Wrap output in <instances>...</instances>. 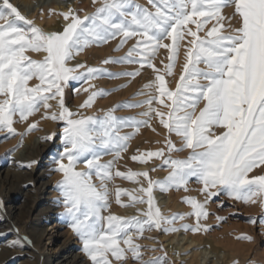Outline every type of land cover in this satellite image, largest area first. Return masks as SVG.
<instances>
[{
    "label": "snow or ice",
    "instance_id": "obj_1",
    "mask_svg": "<svg viewBox=\"0 0 264 264\" xmlns=\"http://www.w3.org/2000/svg\"><path fill=\"white\" fill-rule=\"evenodd\" d=\"M92 2L99 3V7L82 18L72 8L59 13L66 24L62 31L49 32L22 15L10 0H0V132L8 134L5 139L10 138L16 134L14 117L26 122L41 108L45 110L41 119L64 122L62 151L53 160L56 165L53 170L63 174L56 187L63 197L62 215L80 239L81 251L91 264L114 261L124 264L129 253L139 264H166V253L163 258L144 260L141 245L135 239L153 229L166 233L179 231L172 225L187 216L195 217L196 224L182 225L185 231H209V226L201 225L200 220L209 215L206 208L209 201L221 193L245 204L259 202L261 216H250L248 222L264 224V174L249 175L257 168L264 173V0H148L154 11L134 0ZM226 8H233L231 16L224 15ZM233 20L238 27L232 24ZM210 21L216 23L201 37L198 33ZM117 37H121L117 51L128 40L136 39L125 56L106 59L103 63H135L139 67L134 72L107 73L109 77L135 78L145 67L155 73L154 80L144 85L148 91L138 93L147 96L146 99L135 105L116 106H147L140 113L145 119L118 118L113 115L114 109L102 118L73 113L66 105L65 89L73 81L87 84L104 71L80 63L69 66V62L86 48L106 44ZM182 46L184 63L172 90L165 77L174 74ZM161 49L168 54L163 72L153 63ZM28 52L44 53L43 59H32L26 55ZM34 79L38 83L30 86ZM73 90L79 92L80 88ZM106 94L103 90L91 91L80 108L91 107L98 96ZM50 100L56 101L58 112L52 110ZM201 102L203 107L199 108ZM153 118H158L167 132L165 146L154 151L137 149L131 159L147 164L154 158H163L161 166L171 171L162 181L152 180L147 170L125 172L115 167L141 127L156 132L151 124ZM123 127H132L134 131L120 135ZM216 129L221 130L219 134ZM35 130L37 122L28 123L20 135ZM173 134L180 138V147L172 141ZM55 138V132L43 137L45 141ZM185 149L191 150L186 159L171 158V153ZM165 151L169 153L167 157ZM104 154L114 157L102 163ZM38 163L31 160L21 166L32 168ZM80 163L86 171L76 170ZM93 175L98 185L92 182ZM116 177L137 184L138 177L147 181V187L141 185L136 190L115 189V202L121 207L147 204V211L138 209L143 219L110 211L108 184ZM193 177L202 185L200 193L204 199L184 197L183 202L191 206L192 212L163 215L156 206L154 188L164 192L172 188L188 191L186 186ZM136 191L143 195H135ZM122 195L129 197L130 205L121 201ZM237 238L254 240L249 235ZM20 242L30 241L21 237L9 246Z\"/></svg>",
    "mask_w": 264,
    "mask_h": 264
},
{
    "label": "bare ground",
    "instance_id": "obj_2",
    "mask_svg": "<svg viewBox=\"0 0 264 264\" xmlns=\"http://www.w3.org/2000/svg\"><path fill=\"white\" fill-rule=\"evenodd\" d=\"M10 2L13 3L14 6H16L20 10L21 14L24 15L27 19L33 20L38 26H41L45 31H49V32L62 31L64 25L66 24V21H64L63 17L59 15V13L61 12H65L69 8H72L82 18L84 15L94 12L96 7H99V3L94 5L92 0H10ZM140 2L142 3L144 2V0L143 1L140 0ZM136 4H138V2ZM141 6L146 7L151 11H154V8H152L150 5L146 4L145 2ZM50 10H53L51 14H50ZM223 12L225 16L230 15L229 9L223 10ZM215 23H216L215 21H210L205 26V29L199 32L198 34L201 37H205L207 30L211 28ZM232 24L237 27L239 26L236 20H233ZM190 27H192L193 30H195L194 25H190ZM120 39L121 37H117L114 40H110L106 44H100L99 46L93 45L91 47L86 48L83 52H81L78 56H76L72 61L69 62V66H74L77 63L85 64L87 67L102 69L105 73L104 75L106 76L109 69L113 68L115 63L105 64L103 63V61L110 58L118 59L120 57L125 56L128 52V49L135 43L136 38L128 40V42L122 48H120L119 51H117L116 48L120 42ZM184 51L185 49L182 46L179 59L176 62V68L174 70V74L170 76L171 77L170 88L172 90L175 89L176 82L179 79V75L182 71V67L184 63ZM26 55L30 56L32 59L42 60L44 53L28 52L26 53ZM167 55L168 54L166 50L161 49L158 55L156 56V58L153 60V63L156 65L157 68H160L162 72L164 69V64L168 63ZM161 61H163V64L161 63ZM124 64L130 66L129 70L132 72L136 71V69L139 67V65L135 63L132 64L124 63ZM84 70L85 69H80L79 71L83 72ZM140 75H141L140 80L143 83H146L150 81L152 78L153 79L155 78V73L151 68L148 67L143 68L142 71L140 72ZM37 82L38 81L34 79L29 82V85L30 86L35 85ZM88 82L90 85L94 86V87H90V89L92 90L86 93L88 95L91 91L94 90L98 91L99 86L103 85L104 83L105 84L107 83V81L93 82V79L89 80ZM133 83H135V80L132 81V84ZM98 98H96V100ZM99 100L100 98L98 99V101ZM49 102L53 105V109H58V107H56L55 100H50ZM97 103L100 104L102 102H97ZM107 104L108 103L106 102V105ZM104 105L102 104V106ZM202 107H203V102H201L199 105V108ZM199 108L197 109V113L199 111ZM84 109H80V108L77 109L76 107H73L70 108L69 110L72 111L73 113H78L84 116H89L90 114L95 116L97 113H101L100 112L101 110L92 111L94 108H91L90 110H84ZM14 120L16 121V123H14L13 125L14 128L19 131L20 129L22 130L25 124L22 127L19 121V117H14ZM151 124L152 127L156 129V132L147 131V133L141 134L143 130L139 131V134L143 135L144 138L143 142L147 144L139 148L138 147H135L133 149L129 148L127 152L121 155V159L117 160L115 167L120 171H125V172L128 169H132L133 171L147 170L149 171V176L152 180L162 181L168 175L164 174L163 172L151 171L152 168L149 169L150 168L149 165L155 166L156 162L158 164V162L161 159L154 158L150 160L147 164H140L138 162H134L131 159V157L134 154H136L137 149L141 150L142 152L146 150L154 151L153 149L154 147L159 149L165 146L164 145L165 136L167 135L166 130L159 124L158 118L157 119L153 118ZM25 127L24 129H26ZM220 131H221L220 129H216L217 134H219ZM157 133H159V135H157ZM171 139L174 143L177 144L181 143L180 139L177 138L175 134L171 136ZM32 140H33V135L26 136V138L20 141L19 145L23 144L26 146H30ZM157 141H159V143H156ZM49 142L44 141L43 142L44 144L38 147V149L36 150L37 156H41L45 154V152H47L49 147ZM14 149L16 150L11 151L13 153V158L15 159L14 162H19L20 160H19V156L17 155V152L20 149V146ZM187 150L190 149H185L186 152ZM109 155L110 154L102 155L101 162L106 163L107 161L112 160L113 157L112 156L109 157ZM53 160L54 159L49 160V162L46 164V167L50 169L55 168L56 165L53 163ZM64 163H67V161L65 160ZM35 167L36 165H33V167L30 168V174L29 176L27 175L28 178L26 181H24V183H26V182H34L38 179L40 180L39 186L35 189L36 192L40 195V197L37 196L35 200H33L32 202H25L24 205H18V206L10 202L12 192L18 191V189L20 188L18 184L15 185L11 180L7 181V179L6 180L4 179L0 181V193L4 194V196L7 198V201H9V206H8L9 216L13 222V225H16L19 229V234H16L9 240L3 242L6 236L9 234V230L11 229L12 224L10 223L9 220L4 219L5 217L2 214H0V264H91L87 256L80 250L81 248L77 247V244L80 241V239L77 237V240H74V242L72 241V237L69 233L70 228L68 227L66 218H64V216L62 215V213L65 212L64 205L59 206L57 203L52 202L53 201L52 199L55 197V193L53 190L49 194H47L46 195L47 197L45 198L44 192L46 190V187H48L51 184L53 186V181H55L56 178L47 175V176H43L44 179L43 178L40 179V175H38L35 179H33V173L35 172L34 171ZM76 170L86 171L83 163L78 164ZM257 174H264V173H262L261 169H259L252 172L251 175H257ZM48 177L50 178L47 180ZM138 179L140 181L139 184L133 181H129L127 179H121L119 177H116L113 181L109 182L108 187L111 192V195L109 197L111 202L110 211L112 213L124 217L138 216L139 218L143 219V217L140 216V212H138V209L140 211H147L148 208L147 204H136L134 206L121 207L120 205H117L115 202L116 187L125 188L129 190H136L139 187H141V185L143 187H147V181L144 180L143 177H138ZM92 182L97 185L99 184V181L96 179L94 175L92 177ZM55 185L56 183L54 184V186ZM177 191L172 192L171 189H169L167 192H164V191H160L158 188H154L153 196L155 198L156 206L159 207L163 215L171 216L173 214H182L181 211L186 212V209L182 210L184 206L182 203L183 202L181 197L182 195ZM186 193L188 192L186 191ZM134 194L143 195L138 191H136ZM161 194L162 197L159 198ZM121 201L126 205L131 204L129 197L126 195L121 196ZM37 210L38 212L34 214V217L32 218L31 216L33 212H36ZM16 211L17 214H15ZM107 214L108 213H105V215ZM191 217L187 216L184 220H176L175 223L172 225L173 227L180 229L179 231L176 232L166 233L163 230L153 229L151 231H145L143 233V237L140 239H135V233H133L135 242L139 243L140 241H147V240L149 241L150 240L149 237H151L156 233L157 235L156 234L155 235L156 237H158L157 239L166 242V246L164 249L165 253L167 254L166 263L168 261L171 262L170 261L171 259L174 260L175 264H235L236 262L233 261V257L235 256V253L233 252L237 250L234 248L232 243H230V241H227L221 237L209 236L208 233L204 231L195 232V233L190 230L185 231L181 227L184 224L189 225V223L191 222L190 221ZM164 227H167V225H165ZM21 237H27L28 241L30 242H20L15 244V246L12 247L9 246L12 245L14 242L20 240ZM75 246L76 249L74 250ZM157 257L163 258L165 257V254H160ZM115 262L116 261H114L113 264H116Z\"/></svg>",
    "mask_w": 264,
    "mask_h": 264
},
{
    "label": "rangeland",
    "instance_id": "obj_3",
    "mask_svg": "<svg viewBox=\"0 0 264 264\" xmlns=\"http://www.w3.org/2000/svg\"><path fill=\"white\" fill-rule=\"evenodd\" d=\"M143 1V0H141ZM135 3L138 2L139 5H142L144 2L148 5V0H144V2H140V0H134ZM35 5V4H33ZM152 7V5H150ZM229 9V16L233 13V8H226ZM224 9V10H226ZM232 9V10H231ZM26 27V25H24ZM167 42V41H166ZM130 66L125 65L124 63H115L114 67L109 69L107 73H124V72H132L129 70ZM200 67H204L203 64L200 65ZM105 74V73H104ZM101 75L95 79H93V82H99V81H107V83L99 86V90H103L104 92L108 93L103 96H98L100 100L98 99L94 101L91 107L89 108H80L79 106L87 99L88 93L90 90L89 82L88 84H82L79 81H73L71 85L65 89V102L67 107L73 108L76 107L77 109H84V110H90L91 108H94L92 111H100L101 113H97L94 117H103L104 114L110 110L114 109L113 115L116 117H134L136 120H143L145 117L141 116L140 113L146 111L147 106L144 107H119L116 108L117 105H135L140 101H143L147 98L145 95H139L138 93L141 92H147L148 89L144 88V85L149 83L150 81L154 80L153 78L143 83L141 79V75L136 76L135 78L129 77V76H118L115 78L109 77L108 75ZM166 76V81L168 82L169 88L171 87V77ZM135 80V83L132 84V81ZM38 83V82H37ZM74 88H80L79 92L74 91ZM84 88H88L89 91L85 92ZM171 89V88H170ZM127 94V95H126ZM129 94V95H128ZM131 95V96H130ZM102 99V100H101ZM102 102V103H97ZM105 102V103H103ZM106 102L108 103L106 105ZM50 103V102H49ZM77 103V104H76ZM51 104V103H50ZM56 104V102H55ZM76 104V105H75ZM96 106H95V105ZM100 107H99V105ZM102 104L104 106H102ZM75 105V106H74ZM114 105V106H113ZM79 107V108H78ZM98 107V109H97ZM154 107H159V105H154ZM53 111H59L58 109H52ZM103 110V111H102ZM164 111H167V109H164ZM45 110L41 108L40 112L36 113L35 115L29 117V120L26 122H20V124L24 125L25 128H27V123L29 122H37V130L28 132L26 135L21 137V133H24L26 129H23L20 131L16 130V134L10 136V138L5 139L8 134L6 132H0V181L6 180L12 181L15 185L18 184L19 188L18 191L12 192L11 201L15 205H24L25 202H32L35 200V198L40 195L36 192V188L39 186L40 180H36L34 182H26L29 174H30V168L22 167L21 164H26L27 162L31 160H37L39 163L36 164L35 172L33 173V179H35L38 175H40V179L43 178V176H52L56 178L55 181H53L52 184L46 187V190L44 192L45 198L46 195L49 194L52 190L55 193V197L53 198L52 202L60 201V203H57L59 206L63 205V197L60 193V191L57 189L56 185L61 179H63V174L59 173L58 171H54L55 168H48L46 167V164L49 162V160H52L56 157L57 153L59 151H62V132L63 128L65 126L63 121L53 122L51 120H45L41 119V116ZM90 114L89 116H91ZM93 116V115H92ZM33 119V120H32ZM155 119V118H154ZM157 119V118H156ZM153 121V119H152ZM151 121V122H152ZM31 122V123H32ZM14 127V126H13ZM21 127V128H22ZM140 130H143L142 133H147V131L152 132L151 128L148 127H141ZM134 129L132 127H123L120 130V135H125L132 133ZM55 132L56 138L52 141H45L43 137ZM40 133V134H39ZM139 134V133H138ZM136 134L128 144L129 148H135V147H141L147 143L143 142L144 138L141 134ZM33 135V140L31 142L30 146H26L21 144L20 149L17 152V155L19 156V162H14L13 153L10 152V149L17 148L20 144V141L26 136ZM21 138V139H20ZM179 138V137H177ZM180 139V138H179ZM49 142V147L47 152L41 156H37L36 150L39 146L44 144L43 142ZM177 147L181 146V143L177 144L175 143ZM154 150H157V148H153ZM189 151L187 152L184 150L182 152H173L171 153L172 159H186L189 155ZM127 152V151H126ZM184 152V153H183ZM125 153L122 152L121 155ZM181 153V154H180ZM187 153V154H186ZM185 154V155H184ZM169 153L165 151V156L167 157ZM181 155V156H180ZM114 157V154H110L109 157ZM162 159L158 162H156V165H149V169L155 168L154 172H163L164 174L168 175L171 171L170 168L167 166H161L162 165ZM12 166V167H11ZM153 166V167H152ZM160 169V170H159ZM13 170V171H11ZM162 170V171H161ZM259 170V168L254 169ZM167 171V172H166ZM253 171V172H254ZM250 173L249 175H251ZM28 175V176H27ZM50 177L47 178V180ZM60 178V179H59ZM44 179V178H43ZM23 181V182H22ZM38 181V182H37ZM56 185L54 186V184ZM188 193L181 188L180 190H176L175 188H172V192H179L182 196V201L184 197H188V195H191V197H195L197 200L202 201L204 199V196L200 193V189L202 185L197 182V180L193 177L190 178L189 183L187 184ZM55 188V190H54ZM190 191V192H189ZM212 191H215V189H212ZM185 192V193H184ZM194 192V193H193ZM183 193V194H182ZM194 195H192V194ZM162 197V194L159 196V198ZM199 198V199H198ZM43 200V197H42ZM0 201L3 202V208H0V214H2L6 219L9 220L12 224L11 229L9 230V234L6 236L5 240L3 238V242L9 240L14 235L17 234L18 227L16 225H13V222L9 216L8 213V206L9 201H7V198L4 196V194L0 193ZM183 203L182 210L186 209V212L181 213H190L193 211L190 205H188L185 202ZM207 211L209 213L208 217L206 219L202 218L200 220L201 225H207L209 226L210 230L207 231L209 236H216L221 237L227 241H230L234 248L237 250L233 253H235V256L233 257L234 262H238V264H264V224L261 223H250L248 222V218L251 217H259L262 214V210L260 207L259 202L256 204H245L239 200H233L229 198L227 195L221 193L218 197H214L209 203L206 205ZM24 210V209H23ZM39 210V209H38ZM33 212L32 218L34 217V214L38 212ZM188 210V211H187ZM17 214V211L16 213ZM14 214V215H15ZM224 217V220H217V217ZM191 217V216H190ZM8 218V219H7ZM65 218V217H64ZM193 219V220H192ZM191 222L189 223L190 226H195L196 220L194 217H191ZM194 223V224H193ZM4 224V223H3ZM69 227V226H68ZM70 228V227H69ZM12 230V231H11ZM19 231V229H18ZM70 235L72 237V241L77 240V235L72 231L70 228ZM156 234V233H155ZM152 235L149 237V241H140L141 243V250H142V256L144 260H149L152 258H155L159 256L160 254H165V246L166 242L163 240L157 239L156 235ZM242 235H249L254 238L253 242H249L244 239H238L237 237H240ZM146 242V243H144ZM138 243V244H139ZM74 245V244H73ZM77 247L82 248V244L80 241L77 244ZM76 249V246L74 250ZM152 249H155L153 251ZM81 250V249H80ZM130 254V255H129ZM128 254V259L124 262V264H139V261H135L131 258V253ZM167 256V254H166ZM212 256V255H210ZM236 260V261H235ZM171 262H167L166 264H175L174 260H171ZM116 264H120V262H115ZM236 264V263H235Z\"/></svg>",
    "mask_w": 264,
    "mask_h": 264
}]
</instances>
